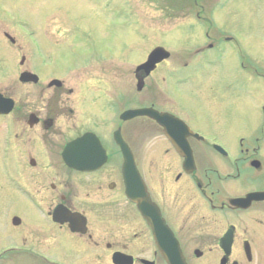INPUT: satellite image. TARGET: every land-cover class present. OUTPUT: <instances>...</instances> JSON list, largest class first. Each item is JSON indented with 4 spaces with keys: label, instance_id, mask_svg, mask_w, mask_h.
Returning <instances> with one entry per match:
<instances>
[{
    "label": "flooded vegetation",
    "instance_id": "af4514ba",
    "mask_svg": "<svg viewBox=\"0 0 264 264\" xmlns=\"http://www.w3.org/2000/svg\"><path fill=\"white\" fill-rule=\"evenodd\" d=\"M184 1L177 11L189 14V23L175 30L187 41L198 23L203 43L189 39L194 54H170L147 72L141 66L150 51L168 45L146 54L126 40L120 53L95 46L98 19L113 18L122 30L119 19L130 12L138 30L135 11L112 10L109 0H0L1 35L21 54L18 78L29 76L0 89L12 101L0 113V230L22 235L0 242V264H264V121L256 133L227 134L219 127L231 115L219 103L194 102L207 78L225 73L212 67L229 53L245 61L242 33L219 29L214 7L208 10L213 0ZM230 1L216 3L227 8ZM66 44L80 52L60 64L59 75L50 50ZM150 78L167 81L169 91L161 93ZM231 89L256 94L251 83ZM129 109H150L164 124L149 116L125 120ZM83 138L66 153L71 165L65 149ZM137 138L139 148L131 143ZM148 142L152 149L141 150Z\"/></svg>",
    "mask_w": 264,
    "mask_h": 264
},
{
    "label": "rangeland",
    "instance_id": "374dc122",
    "mask_svg": "<svg viewBox=\"0 0 264 264\" xmlns=\"http://www.w3.org/2000/svg\"><path fill=\"white\" fill-rule=\"evenodd\" d=\"M109 4L113 7L112 10L116 7H121L132 12L135 11L142 19V27L138 30L135 29L138 25L135 17L130 12L119 19L124 21L122 30L113 18L109 21L105 18L98 19L95 23L98 29L94 37H98L95 46L99 51H116L120 53V45L122 41L126 40L127 46L139 44V50L144 54L148 53L154 45L165 44L170 47L167 49L172 56L186 58L188 53L194 54L197 48L193 46L192 49L189 48V39L195 40L200 45L204 41L200 33L199 35L195 34L199 26L197 22H195L197 25L189 30L190 38L187 41L188 35H180L175 30L181 28L184 23H189V14L177 11L178 6L188 5L184 0H109ZM227 6V8L223 7V9L218 2L216 3V0H213L210 4L208 3V10L211 11L214 7L216 12L213 14L215 16L214 19L219 23L218 27L220 30L229 29L235 35L238 34L237 29L241 31L240 41L243 46V52L246 54L244 58L246 62L236 60L235 56V59H233L231 53H229L226 58L228 59L227 61H225L226 59L222 60L217 66L212 67L213 70H217L216 74L218 75H220V70H224L225 73L221 78L220 76L207 78L198 89L199 92L196 97L198 100L194 101L192 99V101L199 103L203 108H211L214 106L213 104L219 103V106L225 111L224 116L231 115L227 122H221L222 125L219 128L222 132L244 135L248 134L250 129H252V132L256 133L263 126L264 121V111L261 110V106L264 104V78L257 76L253 70H248L249 65L247 63L251 61L253 69L259 74H264V0H233ZM76 12L78 13L79 9H76ZM20 14L25 18L23 11ZM32 19L34 22H39L36 16H33ZM137 19L140 20V18ZM86 26L91 31L94 29L92 24ZM166 34L170 39L166 37ZM177 39H181V43L176 41ZM184 43V46L175 48L178 44ZM173 48L174 51L171 52ZM178 48H183L184 50L181 51ZM76 52H80V46L74 44L61 45L59 49L55 50L53 48L50 50V55L53 53L55 59V72L57 74L63 75L60 64L70 61ZM45 53L46 58L49 57L47 50H45ZM20 55H16L11 51V46L0 32V89L6 90L8 87L21 85L18 81V74L23 69L19 64ZM49 66H52V63H49ZM159 75L162 76L161 74ZM149 80L158 81L161 93L169 91L167 81L162 82L157 78H150ZM241 82H243V85L251 83L255 87L256 94L254 99H251V97L245 98L241 94L233 92L231 89L232 83L240 84ZM126 84L128 85V102H133L137 95L135 93L136 88L132 87V75L128 76ZM196 93L191 92V95ZM250 112H252V115H250ZM137 129L142 130V126L137 127ZM204 130L213 133L218 130V126L205 125ZM139 140L140 138H137L132 140L131 143L136 148H139V145H137ZM152 144L153 142L146 143L144 149L142 148L141 150L152 149ZM0 187H2L1 184ZM2 208L4 213L6 206ZM5 221L6 218L3 222ZM11 238L21 239L22 235L13 234L4 229L0 230V242Z\"/></svg>",
    "mask_w": 264,
    "mask_h": 264
},
{
    "label": "water",
    "instance_id": "95a60500",
    "mask_svg": "<svg viewBox=\"0 0 264 264\" xmlns=\"http://www.w3.org/2000/svg\"><path fill=\"white\" fill-rule=\"evenodd\" d=\"M169 56V53L162 47H157L156 49H154L151 54L149 55L148 57V60L147 62L143 65V67L146 69V70H151L152 67L157 63V62H160L162 61L164 58L168 57ZM4 100H2L1 96H0V111L1 112H6V105L4 104L3 102ZM126 116V118H133L135 116H139V115H148L154 119H156L157 121L160 122L161 120V116H157V114H154V112L152 110H149V109H137V110H128L125 112L124 114ZM166 132V131H165ZM167 133V132H166ZM122 145V148L123 150L126 151H129V149L127 148L126 144L125 143H121ZM128 158L131 157V154L130 152L126 155ZM133 167V166H132ZM131 170H133L132 168H128L127 169V172H131ZM134 171V170H133ZM135 173V171L133 172ZM133 173H129L131 175H134V179L135 181H132L133 183H138V177L133 174ZM137 177V178H136ZM148 199L146 196H144V200L143 202L140 203V208L141 209H144L148 204Z\"/></svg>",
    "mask_w": 264,
    "mask_h": 264
},
{
    "label": "bare ground",
    "instance_id": "6f19581e",
    "mask_svg": "<svg viewBox=\"0 0 264 264\" xmlns=\"http://www.w3.org/2000/svg\"><path fill=\"white\" fill-rule=\"evenodd\" d=\"M230 2L227 3V5L229 4Z\"/></svg>",
    "mask_w": 264,
    "mask_h": 264
}]
</instances>
